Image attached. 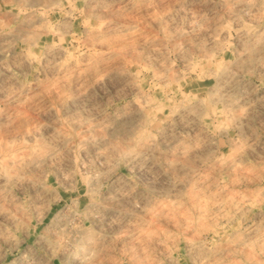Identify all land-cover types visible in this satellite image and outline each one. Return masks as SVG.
<instances>
[{
	"label": "rangeland",
	"instance_id": "obj_1",
	"mask_svg": "<svg viewBox=\"0 0 264 264\" xmlns=\"http://www.w3.org/2000/svg\"><path fill=\"white\" fill-rule=\"evenodd\" d=\"M0 264H264V0H0Z\"/></svg>",
	"mask_w": 264,
	"mask_h": 264
},
{
	"label": "bare ground",
	"instance_id": "obj_2",
	"mask_svg": "<svg viewBox=\"0 0 264 264\" xmlns=\"http://www.w3.org/2000/svg\"><path fill=\"white\" fill-rule=\"evenodd\" d=\"M197 105V104H196ZM202 105V104H201Z\"/></svg>",
	"mask_w": 264,
	"mask_h": 264
}]
</instances>
